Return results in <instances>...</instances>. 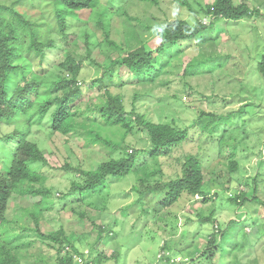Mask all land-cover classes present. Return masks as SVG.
<instances>
[{
  "label": "trees",
  "instance_id": "obj_1",
  "mask_svg": "<svg viewBox=\"0 0 264 264\" xmlns=\"http://www.w3.org/2000/svg\"><path fill=\"white\" fill-rule=\"evenodd\" d=\"M134 1L159 5L163 0ZM177 2L186 7L188 12L195 14L197 22L194 25L184 19L169 22L165 28L159 30L162 44L157 50L149 49L144 43L134 48L132 41L136 42L138 39L134 28L130 36L125 32L123 39L120 37L121 27L118 37L111 30L114 24L116 26L119 24L117 20L115 23L111 21L113 14H125L129 20L133 19L128 14V0H109L105 6L101 5V0H14L11 4L0 2V126L6 122L7 125H11L12 122L16 120L20 122L22 119H27L28 125L25 132L15 131L13 134L18 141L16 148L11 151L9 166L7 155H3L2 151L3 144L9 143V136L0 134V264H21L18 256L19 246L10 245L17 237L10 232L7 215L8 207L16 195L37 199L34 204L35 209L26 210L23 218L30 216L34 224L31 231L53 241L54 244L50 247L56 252L54 264H79L74 259L75 255L82 256L84 264H103L106 259L98 253V246L104 237H114L113 229L119 224L124 227L126 211L130 209V206L123 209L120 220L117 214L109 211V203L107 206L104 204L105 199L101 198L91 202L95 207L94 211L98 212L99 221L93 220L88 213L76 212L77 221H88L92 225L91 231L97 234L95 240H90L91 232L83 233L76 240L63 228L51 235L41 232V221L38 216L45 210L44 205L47 200L49 198L53 200L60 192L46 185L49 178L41 169L49 167V162L44 151L28 137L31 127L47 118L53 134L63 136L77 134L83 138L86 147H90L88 150L93 151L92 146H99L108 154L101 157V163L97 167L93 166L90 169L73 168L68 162L58 168L64 173L70 172L71 178L69 187L59 194V198L53 200V205L58 201L64 205V209H67L66 206L83 201L90 193L100 194L101 190L110 185V180L119 182L134 175L132 192L137 196L134 205H141L140 207L148 205L147 208L142 209L143 214H148L149 207L154 204L159 205L162 212H168L163 213L161 218L169 214L177 216L179 212L177 207L185 194L193 201H196V197H200L203 203H206L209 201V196L219 194L211 193L213 187L215 189L221 187L226 193L228 202L238 208L247 204L249 208L251 204L264 206V200L260 197V194L264 196V171L258 174L262 179L260 181L257 180L258 178L253 179V184L248 183L249 179L246 178L244 181L234 179L236 175L245 172L240 158L248 160L255 154L253 150L252 153L249 152V147L243 146L248 133L245 131V125L241 124L238 118L244 116L245 112L242 108L246 107L245 105L227 114L200 111L192 126L184 129L177 127L173 121L150 122L144 115L138 114L136 108L127 111L123 95L111 90L112 87H125L126 83L123 79H119L122 68L133 73L134 84L154 82L155 78H147L151 76L152 71L160 73L163 68L171 64L173 57L178 54L173 51L174 47H180L185 51L183 47L194 46V43H197L195 40L203 34L207 35L206 40H208L209 33L215 31L220 20L233 22L261 17L259 5L264 6L262 2L254 8L248 0L238 4L235 0H213L208 4L197 2L195 9L188 0H177ZM116 3H119L118 7L112 12ZM87 11L90 17L92 14L96 17L92 32H89V28L83 29L89 24V20H85L81 15ZM199 13L210 21L205 24ZM77 28L80 29L81 35L77 32ZM80 41H83V47L80 46ZM92 46L106 48L109 52L106 54L107 58L104 60L94 58ZM170 51L173 52L170 53L168 61L161 63V68H158L156 63H160L159 57ZM56 52L58 59L54 63L59 72L54 74L51 70L54 66H49L47 59ZM102 54L100 50L99 55ZM230 58L231 55L196 58L186 64L182 73L185 76L200 74L199 69L203 66L214 69L219 67L210 62L226 61ZM88 64L97 66L102 73L87 80V85H80ZM257 72L264 77V55L257 64ZM93 88L99 93L91 94L88 101L83 102V95ZM134 97L138 99V93ZM137 128L147 131L150 146L136 151L131 149L130 153V148L133 146L127 144V139L135 134ZM191 132L197 134V142L206 132L219 146L220 141L230 143L228 148L224 146L221 150L218 149L219 153L224 149L230 154L228 158H224V168L216 175V180L207 182L208 180L205 179V169L199 153H189L178 158L181 165L180 173L177 177L167 180L161 159L171 157L175 148L193 135ZM220 135L221 137L228 135L229 140L225 141ZM5 151L9 152V149ZM237 154L242 157L236 158ZM143 155L148 156L149 160H141ZM259 155L261 158L258 159L259 167L263 168L264 155L261 153ZM151 164H155V167L152 168ZM232 183H237L239 186L245 184L250 190H242L235 185L231 187ZM229 191L234 193L228 196ZM110 194L112 195V192ZM129 195L126 193V197ZM76 197L79 199L74 202ZM196 217L202 224H216L215 210L208 216L200 210ZM252 221V230L256 226L264 230V221H260L262 223L260 225L259 217L255 214L252 215ZM25 223L26 220L22 225ZM14 224L19 226L18 221H14ZM133 227L134 225L131 226ZM21 228L24 230L25 227ZM231 228L233 229L231 238L236 233V235H247L250 239L251 234L243 233L244 222L231 221L225 229L220 230L218 227L208 239L206 245L208 247L192 260L193 263L213 261L217 255L216 251L220 250L221 243ZM24 231L28 232L29 229L26 228ZM257 233H260L259 229H256L253 235ZM260 240L262 239H259L257 244L262 242ZM66 246L70 247L68 252L65 250ZM31 247L32 242H29L27 249ZM243 247L244 245L235 243V249L239 250ZM174 249L176 246L171 247V243L166 242L160 251L174 252ZM85 250L90 251L91 260H86ZM37 261H45V258L43 260L38 258ZM158 261L157 256L156 263ZM164 261L165 259H162L161 264H169L168 261L167 263Z\"/></svg>",
  "mask_w": 264,
  "mask_h": 264
},
{
  "label": "rangeland",
  "instance_id": "obj_2",
  "mask_svg": "<svg viewBox=\"0 0 264 264\" xmlns=\"http://www.w3.org/2000/svg\"><path fill=\"white\" fill-rule=\"evenodd\" d=\"M13 1L0 0V2L6 4H11ZM188 1L196 9L197 2L208 4L213 0ZM241 1L245 0H235V3L238 4ZM248 1L254 8L264 2V0ZM108 2L109 0H101V5L105 6ZM128 2V14L133 19L129 20L125 14H111V21L115 23V20H117L119 23L117 24L118 27L114 24L111 30L118 37L121 27L120 37L123 39L124 33L126 32L130 36L131 30L134 28L138 36L136 42L132 41L134 48L144 43L149 49L157 50L162 44V36L159 34V30L165 28L173 20H188L192 25L197 22L196 15L188 12L187 8L178 3L177 0H163L159 5L137 3L134 0H128ZM118 4L116 3L115 7L112 8V12H115ZM259 8H261V17L246 18L233 22L220 20L215 27V31L209 33L208 40H206L207 35L203 34L204 36L201 35L199 39L195 40L197 43H194V46L183 47L185 51L180 47H174L173 51L178 52V54L173 57L171 64L163 68L160 73L152 71L151 76L147 78H155L154 82L134 84L133 73L126 68H122L121 78L119 79H123L126 83L125 87L111 88L114 93L123 95L127 111L136 108L137 113L144 115L150 122L171 123L173 121L177 127L184 129L192 126L200 111L227 114L245 105L246 107L242 108V111L245 112L244 116L238 118L241 124L245 125V131L248 133V137L244 140L246 143H243V146L249 147V152L252 153L253 150L255 154L251 155L248 160L240 158L242 156L237 154L236 158L242 160L241 164L244 166L245 172L236 175L234 179L244 181L246 178L249 179L248 183L250 184H253L255 178L260 181L262 177H258V174L264 171V167H259L258 160L261 159L260 153L264 155V77L257 72V64L264 55V6L259 5ZM198 15L205 24L210 21L205 19L203 14L199 13ZM81 16L85 20H89V24L84 26L83 29L89 28V32H92L96 24V17L93 14L90 17L89 11L84 12ZM77 32L81 35L79 28H77ZM79 44L83 47V41H80ZM92 49L94 50V58L98 57L103 60L107 58L106 54L109 52L106 48L92 46ZM100 50L103 53L101 56L99 55ZM173 51L159 57L160 63H156L158 68H161V63L168 61L171 56L170 53ZM57 54L58 52L47 59L49 66H54V68H51L54 74L59 72L54 63L58 59ZM214 55H231L232 58L226 59V61L214 60L210 62L212 65H219L216 69L209 66L203 68L202 65L203 67L199 69L200 74L183 75L184 67L193 59H202L205 56ZM86 66L87 69L83 72L85 77L80 80L83 85H87L88 82L86 81L90 78L100 76L102 73L97 66L89 64ZM221 67L227 69L221 70ZM98 93L99 91L93 88L83 95L82 101L87 102L91 94ZM137 93L139 95L138 99L134 97ZM26 120L12 122L13 127H6L7 122L3 123L0 126V134L5 135L4 132L9 133L13 129L19 131V133L25 132L28 127ZM191 133L193 135L181 146L175 148L171 157L161 159L164 163L163 169L167 174V180L178 176L181 165L177 159L189 153H199L201 156L207 182L212 179L216 180V175L224 168V158H228L230 154L229 151H224V149L219 153L218 149L221 150L224 146L228 148L230 143L220 141L219 146L206 132L203 138L197 142V134ZM221 136L220 138L225 139V141L229 140L228 135ZM28 138L38 144L49 162V167L41 169L42 173L49 178L46 185L60 193L65 192L69 187L71 173H64L59 171L58 168L68 162L73 168L90 169L101 163L102 156L108 155L106 150L99 146H92L93 151L88 150L90 147H86L83 138L77 134L69 136L53 134L50 130L48 118L42 123L34 124L30 129ZM127 144L133 146L130 148V153L131 149L136 151L148 148L150 141L147 131L141 128L135 129V134L128 137ZM3 145V155H7V165L9 166L14 144L6 143ZM7 149H9V152L5 151ZM142 159L149 160V157L143 155L141 156ZM151 166L153 168L155 164H151ZM4 170L8 169L4 168ZM110 182V185L101 190L102 192L98 195L90 193L81 202H75L77 198L79 199V197H76L74 199L75 203L66 206L67 209H64V205L58 201L54 202V205L52 204L53 200L60 197V193H57L53 200L49 198L44 205L45 210L38 216L41 221V232L51 235L63 228L74 240L80 238L83 233L91 232L89 238L95 240L97 234L95 231H91L92 225L88 221H77L76 212L88 213L93 220L99 221L98 212L94 211L95 207L91 202L94 199L103 198L105 199L104 204L107 206L110 200L109 211L112 214H117L120 220H122L123 209L130 206V209L126 211L127 216L124 227L119 224L113 229L115 231L114 237L110 240L104 237V240L98 246L99 254L103 258H107L105 264H156L163 241L170 242L171 247L176 246V249L173 250L174 253L187 260L186 264H194L192 260L208 247H206L208 239L218 230V227L220 230L225 229L231 221L235 220L244 222L243 233L245 235L251 234L250 239L247 235H236V233L231 238L233 229H229L227 236L221 243L220 250L216 251L215 259L213 261L206 260L202 264H264V230L259 226L252 230L251 225L253 222L252 215L254 214L259 217V224H262L260 221H264V206L260 207L259 204L253 206L251 204L249 208V204H247L242 208H238L228 202L226 193L221 187V189L213 187L211 193L218 192L219 194L218 196H209V201L206 203H203L200 197H196V201H193L185 194L182 201L179 200L181 202L177 207L179 210L177 216L169 214L167 215L168 219H163L161 218L159 205H153L149 207V214H144L141 219L135 222L136 214L140 217L143 214L137 211V207L131 209L137 197L132 192L135 176L131 175L119 182L115 180H110ZM233 185L242 190H250L245 184L239 186L237 183H232L231 187ZM110 192H112V195ZM126 193L130 194L129 197H126ZM231 193L234 192L229 191L227 195L229 196ZM260 197L264 200V196L260 194ZM36 200L34 197L20 195H16L12 199L7 215L11 227L10 232L16 235L17 238L12 240L10 245H13V247L19 246L18 256L21 264H54V253L56 252L50 247L54 244L53 241L38 235L39 233L35 231H31L34 224L30 216L23 218L26 210L35 209ZM145 207H148V205ZM172 210H174V207ZM200 210H203V214L206 216L215 210L216 224H202L196 217ZM163 213L167 214L168 212L164 211ZM188 219L190 221H187ZM25 220V225H22ZM14 221H18L19 226L25 227L24 230L28 228L29 231L26 232L21 227L16 226ZM132 225H134L133 228H131ZM256 229H259L260 233L253 235ZM259 239H262L260 240L262 242L257 244ZM29 242H32V247L27 249ZM235 243L242 244L244 247L239 250L235 249ZM38 258L41 260L45 258V261H37Z\"/></svg>",
  "mask_w": 264,
  "mask_h": 264
},
{
  "label": "clouds",
  "instance_id": "obj_3",
  "mask_svg": "<svg viewBox=\"0 0 264 264\" xmlns=\"http://www.w3.org/2000/svg\"><path fill=\"white\" fill-rule=\"evenodd\" d=\"M82 81H80V85H82L83 83H81ZM6 125V127H13L14 126V124H11V125H7V124H5ZM14 132H15V130L13 129L11 132H9V133H5L4 132V134H5V136L6 135H8L9 136V139H8V141H9V143H13L14 144V149L16 148V145H17V139H16V137H14L13 136V134H14ZM29 139V138H28ZM13 149V150H14ZM12 202V201H11ZM108 203H109V201H108ZM154 205V204H153ZM152 205V206H153ZM141 205H134L133 204V207L131 208V209H134V208H136L137 207V211H139V212H141L142 213V209H144V208H147V207H145V206H147V205H144L143 207H140ZM161 213V215L163 214V212L162 211H160ZM135 213V212H134ZM149 213H150V210H149ZM148 213V214H149ZM133 214V213H132ZM143 215L144 214H142L141 215V217L138 215V214H136V221L135 222H137L139 219H141L142 217H143ZM163 219H168V216H163L162 217ZM114 236V235H113ZM108 238V240H110L111 239V237H107ZM164 243H166L165 241H163V243L161 244V247L163 246V244ZM118 247V246H117ZM65 250H67V252L70 250V247L69 246H66L65 247ZM119 250V249H118ZM84 253H85V255H86V260H88V259H90L91 260V257H90V251L89 250H85L84 251ZM98 253H100L99 251H98ZM119 253L121 254V252H120V250H119ZM179 256V257H178ZM121 257V256H120ZM103 258V257H102ZM74 259H76V261H78L79 262V264H84V258L82 257V256H80V255H75L74 256ZM106 259V261H107V258H105ZM162 259H165V261H164V263H167V261L169 262V264H181V263H183V264H186V262H187V260H184L182 257H181V255H178V254H175L174 252H172V251H168V252H161L160 251V255H158V263H156V264H161V260ZM90 264H92V263H90ZM103 264H105V262L103 263Z\"/></svg>",
  "mask_w": 264,
  "mask_h": 264
}]
</instances>
